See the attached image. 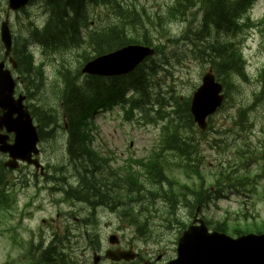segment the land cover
Returning a JSON list of instances; mask_svg holds the SVG:
<instances>
[{
	"label": "trees",
	"instance_id": "obj_1",
	"mask_svg": "<svg viewBox=\"0 0 264 264\" xmlns=\"http://www.w3.org/2000/svg\"><path fill=\"white\" fill-rule=\"evenodd\" d=\"M98 1V0H94ZM107 1L109 0H99ZM257 0H169L170 5L164 7L163 11H157L160 15L159 25L164 27L168 23L173 22L174 18H185L189 11L193 8H197L202 16V21L199 23V27L191 29V33H185L179 39L172 40V43H181L183 40H187L192 43V51L196 60H200L201 64H208L212 67L214 73L221 83L225 87V93L227 102L231 101L235 97V93L239 91V85L242 82H249V78L245 70V60L242 52L237 49L236 45L229 44L227 41L220 39V34L223 31L226 36H236L242 29L241 20L246 14L248 9L254 5ZM60 10V9H59ZM77 18L72 21L70 14L63 8V12H58L55 17L48 21L46 28L42 32L31 30L33 42L36 39L44 46L46 51L63 54L70 49L77 48L81 45V27H88L90 25L87 18L81 17L78 12H74ZM82 13V12H80ZM79 14V15H78ZM114 20L111 23H106L105 27L99 32L92 31L90 41L88 45L93 49L92 52L96 54H106L122 48L130 44H140L151 46L155 48L156 55L148 58L140 67L137 68L132 74L119 77L114 80L105 81L101 78H95L94 82L90 84L84 82L79 84L77 78H70L66 81V87L61 88L63 93V100L65 102V112L67 114V120L71 127L72 133V147L76 145V152H72L73 163L80 164L82 168L85 166L90 168V176L85 179L89 183L86 184L88 188V202L91 205L97 203H112L113 207H116L115 198L110 196V192H105L108 185H113L115 177L114 172L99 175L103 162H100V153L93 152L90 149L93 139H89V136L85 133L83 138H88L83 147L80 144H76L79 129H89L92 126L91 119L101 111L107 109H113L114 105L122 104V109L128 115H132L135 107L141 108V111L147 110L148 105L152 104L155 107H159L157 113H155L156 119H164V127L162 130L161 140L157 147L168 149V156L163 159V167L168 168L171 166L181 167L184 174L190 181H194L193 177L198 176L201 180L199 187H197L194 181L193 186L187 184H181L178 192L175 191L176 182L173 179L165 177V172H161L160 179H164L168 182L169 192L165 195L164 199L169 203L171 207L169 210L170 215H176L179 209V205L187 206L191 210H195L197 205L203 204L207 201L208 196L205 192V183L202 175L199 173L200 160L195 154L197 147L201 146L202 141L198 139L200 135L205 140L207 139L206 133H202L195 125L190 113V97L185 98L183 101L176 97L172 98L175 105L167 104V100L160 92L155 93L153 88L154 83L152 80L160 75L164 70L168 71V67L171 65V61H177L180 63L181 58L174 51L170 53L168 57L166 53L165 40L169 38L170 31L162 30L158 33L160 38L157 40L155 35H151L146 30L145 37L132 36L135 27L146 26L150 23L154 17V12L140 11L138 7L132 3H128L125 7L120 0H115L113 10ZM176 17H175V16ZM196 19V18H194ZM156 24L155 20L152 22ZM192 34V35H191ZM213 34L217 37L213 38ZM158 41V43H157ZM162 57V58H161ZM42 82L36 83L32 86V90H36L40 87ZM139 94V101L135 99L134 93L129 100H126V96L130 91H134ZM31 97V96H30ZM180 97V96H179ZM264 98V90L255 95L252 105L247 107H241L237 111L238 121L235 122V126L242 128L244 131H251L253 125L250 123V116L256 110L257 106H261V102ZM130 105V108L127 107ZM168 105V107H166ZM153 107V109H155ZM37 114L44 123H51L56 118L49 120L48 116L52 115L50 112L44 111L42 108H37ZM153 111V110H151ZM150 111V112H151ZM149 112V111H148ZM147 113V112H145ZM57 114L56 111L53 115ZM56 123V122H55ZM214 126L211 122L208 131L213 129ZM88 132L84 130L82 133ZM49 132H42V137L45 139V135ZM78 133V135H77ZM208 133V132H207ZM218 133V132H217ZM52 135V133H51ZM222 136V135H221ZM219 136V137H221ZM220 138L214 140L215 146H220ZM245 147L247 144L243 142ZM163 149V150H164ZM264 149V142H263ZM247 153L254 156V152L248 148ZM264 152V150L262 151ZM238 158L244 160L243 167L248 171L250 167V156L246 157L245 152H239ZM71 159V160H72ZM176 162V163H175ZM160 161L153 160L154 169ZM86 164V165H85ZM81 170H77L78 175ZM236 169H233L230 173L220 174L221 179L224 181H230L232 185L242 186L247 178L246 175H237ZM248 174V173H247ZM85 175V174H84ZM83 176L82 174L80 175ZM132 174L129 172L123 173L121 178H117L120 188H126L127 180L131 178ZM105 179V183H101V180ZM217 183L221 184V180L217 178ZM101 185L105 186L104 190ZM67 195L71 196L70 193ZM156 197V195H155ZM209 225H212L208 222ZM214 228L227 232L228 227L215 224ZM147 241L151 239V235L147 236Z\"/></svg>",
	"mask_w": 264,
	"mask_h": 264
},
{
	"label": "rangeland",
	"instance_id": "obj_2",
	"mask_svg": "<svg viewBox=\"0 0 264 264\" xmlns=\"http://www.w3.org/2000/svg\"><path fill=\"white\" fill-rule=\"evenodd\" d=\"M129 1H135V3L141 7L145 6L149 12H154L152 21L146 26H139L137 28L136 35L144 37L147 30L151 35H155L158 40L160 38V36H158L160 31H170L169 38L165 40L166 53L168 57L171 58V56H169L170 53L176 51L177 55L181 58V62L179 64L177 61H171L172 66L169 67L168 71H164L160 74L158 80L159 88H157L156 92L160 91L162 88V96H164L168 102L173 104H175V102L172 98L176 99V97L179 98L180 96L183 101L185 98L191 97L192 94H194L201 86L202 78L210 66H208V64H201L200 60H196L195 57H193L192 43H189L187 40H183L180 44L172 43L169 42V39H178L180 35L183 34V28H198V23L196 22L195 25L190 26H188V23H174L161 27L159 25L158 18L160 15L156 12L160 11V9L163 11L164 7H167L168 4L170 5L169 0ZM6 8L5 0H0V21L5 16ZM58 12L59 11H55V14ZM251 15L254 20H261L264 18V0H260L255 5ZM102 18L103 19H100L99 17L94 16L93 26L101 27L104 25L106 23L103 21L105 20V16ZM191 19V16L187 18L188 21ZM153 20L156 22L155 25L152 24ZM27 35L28 40H32L31 29L27 31ZM261 42V38L257 36L256 38H249L241 44L247 61V71L251 78V82L240 83L239 91L235 93L234 99L225 104L222 111L212 119L214 128L209 130L208 133L206 132L207 139L205 140L198 135V139H201L204 142L201 147H197L195 154H197L199 160H201V169L208 178L209 185L213 181V174H217V169L220 164H222L227 170H231L234 167L237 170L241 169L238 152H241L242 149L247 150L248 146V148L252 151H257L259 154L262 150L261 144L264 141V101L261 106L257 108V111L252 113L250 116V123L253 125L250 132L244 131L242 128L235 126V122L238 121V119L234 120L238 109L251 105L254 100V94L258 90L263 89V84L261 85L259 83V73L262 69H264V42ZM36 58L38 61L42 59L40 49L38 48L36 49ZM65 60L67 61L65 62ZM67 62L70 63L73 69H77L80 62H82V59L77 57L74 52L63 54L61 56H55V61L48 66L46 72L47 83L42 82L38 89H31L32 93L30 95V100L37 108H42L44 111L50 112L51 114H53L54 111L62 114L61 83L58 82L56 67L66 64ZM52 82L53 90L50 88L52 87ZM153 117H155L154 113L152 114V118ZM142 126L143 128L136 123L135 118L133 120H127L122 107H117L113 112L101 113L95 117L94 127L91 130L95 137L93 148L97 152H101L103 143H105L111 148H117L119 154L125 152V154L117 155V157H115V164H119L122 159L127 157V154H131L130 157L136 158L149 156L159 142L160 128L157 125L149 124L148 122L143 123ZM55 127L56 123L51 122L47 131L52 133ZM216 138H220V148L217 146H215V148H211L210 146L212 144L214 145V140ZM243 142L247 144L246 147L243 145ZM76 144L79 143L76 142ZM65 145L66 141L60 133H56L54 138L53 135L52 137L50 136L47 143L44 144V148H46V152L43 156L44 161H50L51 159L63 157L66 151ZM128 145H132L131 151L128 150ZM249 170L251 171L252 177H255V175H261L262 173L259 165H252L249 167ZM244 172L245 171L242 170V173ZM169 177H174L182 183L188 181L181 170L177 171L172 169ZM254 185L255 181L252 185L246 186V188L247 190L255 189L256 196L249 198L248 194L238 196L234 192H229L225 199L210 206V208L204 212V217L213 222L227 221L228 224L230 223V227H234V225L238 224H241L244 227H250L251 221L248 225H244V221L241 218V213H248L255 217L253 221L257 224L264 225V181L257 186ZM157 189L159 188L155 187V190ZM34 192V189L30 188L27 191L26 196L21 199V203L26 202L28 200V196L33 195ZM40 204L43 207H41L39 212H36L34 220L32 222L24 223L25 227H27L26 230L22 232V237L24 239L28 238L27 229L29 226L32 228L37 226V223L40 220H49L50 218H53V203L48 194H41ZM164 208V204L160 203L159 209L161 213ZM87 213L88 209L86 205H84L81 214L85 216ZM177 218L187 224H189L192 220L190 213L184 209L181 210L180 216ZM100 220H102V215ZM157 220L153 219L152 221L155 227L156 225H160V222ZM109 223L112 229L117 228L119 224L116 216H112L109 219ZM100 229H102V226H100ZM181 230L182 227H176L174 232L166 237V240L170 242V245L173 244ZM45 231L48 232V229H45ZM105 233H107V231ZM15 239H18L17 236H15ZM0 243L5 245L1 246L3 249L0 258L1 262L5 261L7 255H10L12 259L19 258L20 251H14L11 250V248H8V246H6L5 237H0ZM136 246L142 252H145L146 256L148 252L151 253L157 249L154 245H147L146 243H139V245ZM173 250L174 246H171L166 259L173 256Z\"/></svg>",
	"mask_w": 264,
	"mask_h": 264
},
{
	"label": "water",
	"instance_id": "obj_3",
	"mask_svg": "<svg viewBox=\"0 0 264 264\" xmlns=\"http://www.w3.org/2000/svg\"><path fill=\"white\" fill-rule=\"evenodd\" d=\"M19 1L22 0H12L13 5ZM154 53L150 47H124L97 58L86 66L84 72L99 76L127 74ZM223 91V85L216 81L213 69H210L193 94L190 108L195 123L203 131L207 128V119L222 107L225 101ZM9 131L16 134L15 145L8 146V138L0 135L2 149L14 152L15 158L27 159V151L34 150L37 142L36 132L27 112H23L21 126L16 124L14 130ZM177 253L178 258L168 264H264V235H246L233 239L226 234L209 233L204 221L196 218L194 224L180 238ZM109 258L114 261H130L134 259V255L121 253Z\"/></svg>",
	"mask_w": 264,
	"mask_h": 264
},
{
	"label": "flooded vegetation",
	"instance_id": "obj_4",
	"mask_svg": "<svg viewBox=\"0 0 264 264\" xmlns=\"http://www.w3.org/2000/svg\"><path fill=\"white\" fill-rule=\"evenodd\" d=\"M3 161H0V164H2ZM143 171H141L142 173ZM80 229L78 232H76L74 229L72 230L71 232V236H77L76 237V245H72L75 241L73 239H71V236L68 237V243L69 244V247H68V252L70 254V256L72 258H75V259H78L79 261L76 262V264H91V260L89 258H83V255L84 253H86V248H84L83 246V239L82 237L85 236V232H83V230L85 228H88L89 227V223L88 222H82L80 224ZM88 233H86L87 235ZM123 245V241H121L120 239V245L119 246H116V247H111L110 246V249L107 247L106 249H102L101 250V256H102V261H101V264H107L106 262H108L109 264H135L136 262H126V261H122V262H112V261H108L107 259H105V255L107 254V252L111 249L113 250H118V251H135L137 252V249L134 248L133 245L129 244L128 246L127 245H124L125 247L122 246ZM66 248H67V245H66ZM58 248H54L53 249V253H55L57 251ZM65 252H66V249H65ZM138 257L139 258L138 260H140L142 263L145 261L144 258L142 257L141 253L139 252L138 253ZM66 259H69V257L65 256ZM81 259V260H80ZM53 264H57V257H53ZM60 264H63V263H60Z\"/></svg>",
	"mask_w": 264,
	"mask_h": 264
}]
</instances>
